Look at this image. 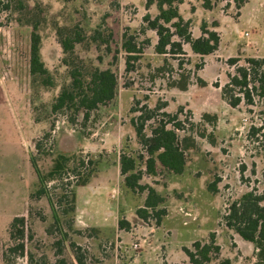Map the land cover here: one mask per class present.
I'll use <instances>...</instances> for the list:
<instances>
[{"label":"rangeland","instance_id":"374dc122","mask_svg":"<svg viewBox=\"0 0 264 264\" xmlns=\"http://www.w3.org/2000/svg\"><path fill=\"white\" fill-rule=\"evenodd\" d=\"M211 3L209 9L203 0L175 3L190 21L193 39L202 36L203 23L220 35L218 49L201 56L182 40L179 55L156 52L158 37L144 16L159 14L157 0H0V264H41L44 256L46 264L56 261L57 238L47 232L53 211L47 197L34 196L39 179L31 158L47 174L60 155L90 157L98 164L86 187L77 186L73 163L47 183L68 230L67 258L74 242L85 264H188L183 247L214 235L221 253L212 264L225 258L232 264L258 261L255 245L229 229L225 216L244 193L264 194V93L252 90V102L233 108L222 88L247 58L264 56V0H247L242 14L234 0ZM33 31L41 36L51 86L30 73ZM78 39L65 54L61 41ZM126 40L139 51L131 57ZM231 58L238 59L236 65ZM75 69L86 78L95 69H109L117 78L113 100L87 118L77 107L53 110ZM184 84L186 91L179 88ZM146 113L152 116L145 128L149 136L158 120L169 119L164 113L177 115L184 129L178 138L188 147L182 174L160 163L155 175L146 173L147 154L133 125ZM205 114L216 121L205 120ZM123 153L137 159L141 184L164 198L160 224L137 215L147 190L125 186L118 170ZM71 191L76 199L79 193L80 210L65 213L70 198L61 196Z\"/></svg>","mask_w":264,"mask_h":264},{"label":"trees","instance_id":"16d2710c","mask_svg":"<svg viewBox=\"0 0 264 264\" xmlns=\"http://www.w3.org/2000/svg\"><path fill=\"white\" fill-rule=\"evenodd\" d=\"M176 2L177 0H157L159 14L153 19L149 15L144 16V21L148 24V28L155 31L158 37L155 46L156 52L158 54L171 52L174 55H179L182 51L180 42L182 40L189 43L192 51L198 55L206 56L214 53L220 44L219 33L209 28L207 23H203L201 26L202 36L193 39L190 32V21L185 20L180 15L178 7L175 6ZM203 2L206 8H211V0H203ZM234 2L237 8L241 9L247 0H234ZM6 8L9 7L6 6ZM175 37L179 38V41H174ZM80 41V39L61 41L64 53L72 52L74 44ZM123 47L125 52L130 54V57L131 54L139 52L136 45L129 42V40L124 41ZM64 62L70 65L67 60ZM229 62L232 65H236L238 59L231 58ZM30 73L33 77L39 78L45 86L53 84L49 71L42 60L41 36L34 31L31 34ZM89 75V78H86L85 73L83 74L81 69L72 70V81L62 89L60 95L56 98L53 110L60 111L77 107L78 110H86L85 117L87 118L89 113L96 109L98 105L106 104L113 100L117 86L115 74L109 69H95ZM179 88L182 91H186L188 84L181 85ZM252 90L264 93V58H247L246 65L237 67L234 75L229 74V81L222 88L225 100L233 108L239 106L242 101L252 102ZM181 110L182 108H180ZM151 114H141L138 122H133L136 136L147 154L146 173L155 175L157 163H160L168 172L182 174L186 168L185 151L188 149L178 138L177 131L183 129L182 124L177 122V115L164 113L169 119L158 120L155 126L152 127L151 135L149 136L145 133V128L147 122L152 118ZM210 118L209 115H204L205 120L209 119V122L216 121V118L214 120H210ZM37 146L38 150L41 149L40 143ZM141 158L143 159V157ZM137 162L136 158L124 153L121 154L120 169L121 174L124 176V184L132 191L139 190L143 192L147 190L145 206L137 210V215L146 221L154 217L157 224H160L162 217L166 214L164 209H160L164 198L153 187L141 184L142 172L138 170ZM31 163L39 179V188L35 191L34 196L36 199L47 197L53 211L54 222L47 229V232L57 238L54 243L57 245L56 250L58 251L55 254L56 261L47 264H85L81 248L74 242H70L69 245L73 253L72 258H67L64 254V244L69 234L68 230L62 226L53 198L50 197L47 183L57 179V177H62L70 168L69 164L73 163L76 166L72 168V171L79 176L76 182L77 186H85L98 171V164L91 160L90 157L60 155L56 159L53 169L47 174H42L36 156L31 158ZM83 168L86 169V172L81 174L80 172ZM213 187L211 186V190H215ZM63 198H70L68 201L70 204L69 210H64V212L75 213L76 193L71 191L69 195H62L61 199L63 200ZM62 200L58 203H61ZM228 211L225 216L226 226L237 233L244 241L253 243L258 250V261L254 264H264V194H259L255 190L248 191L235 201ZM121 224L123 226L124 223L121 222ZM76 232L80 233V231ZM183 251L188 258V264H212L215 260H219L221 253L220 246L216 244L214 235L207 242L196 241L191 249L183 247ZM45 259H47L46 256L41 257V264H46ZM218 264H232V262L230 259L225 258L220 260Z\"/></svg>","mask_w":264,"mask_h":264},{"label":"crops","instance_id":"0c3cea01","mask_svg":"<svg viewBox=\"0 0 264 264\" xmlns=\"http://www.w3.org/2000/svg\"><path fill=\"white\" fill-rule=\"evenodd\" d=\"M248 2H249V0H248ZM246 4H248V3H246ZM245 7V6H244ZM244 7L241 9V14H242V10L244 9ZM240 17H241V15H240ZM239 17V18H240ZM241 32L242 31H240V33L239 34H241ZM243 35V34H242ZM260 58H264V56L263 57H260ZM118 170H119V172L121 173V169H120V162H119V164H118ZM89 186V185H88ZM83 187H86V185L85 186H83ZM80 201H79V193L77 194V199H76V207H77V210L79 211L80 210ZM93 206V202H91L90 201V204H88V208L90 207H92Z\"/></svg>","mask_w":264,"mask_h":264}]
</instances>
